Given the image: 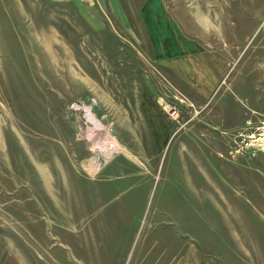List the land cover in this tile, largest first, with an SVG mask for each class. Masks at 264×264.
<instances>
[{
    "label": "rangeland",
    "instance_id": "obj_1",
    "mask_svg": "<svg viewBox=\"0 0 264 264\" xmlns=\"http://www.w3.org/2000/svg\"><path fill=\"white\" fill-rule=\"evenodd\" d=\"M263 90L264 0H0V264H264V165L229 155Z\"/></svg>",
    "mask_w": 264,
    "mask_h": 264
},
{
    "label": "crops",
    "instance_id": "obj_2",
    "mask_svg": "<svg viewBox=\"0 0 264 264\" xmlns=\"http://www.w3.org/2000/svg\"><path fill=\"white\" fill-rule=\"evenodd\" d=\"M179 52L182 55H180L178 59H173L172 61H169V68L171 69V72L176 78H178V80L185 83H189L187 85L195 89L197 94L203 97V99H209L213 94L214 90L219 85L215 83L220 81L224 75L225 70L223 65L218 64L215 60V57L210 56L205 52L195 53V51L193 50L191 52L186 44L182 48V50L179 49ZM244 90L247 92V95H251L252 97L253 95H257V97L261 95L259 90H255V84H233V91L238 92ZM262 96L264 97V93ZM159 131L158 135H161V130L159 129ZM176 264L218 263L213 260L206 259L203 253H201L198 248H190V250H187L180 257L179 261Z\"/></svg>",
    "mask_w": 264,
    "mask_h": 264
},
{
    "label": "built area",
    "instance_id": "obj_3",
    "mask_svg": "<svg viewBox=\"0 0 264 264\" xmlns=\"http://www.w3.org/2000/svg\"><path fill=\"white\" fill-rule=\"evenodd\" d=\"M162 103L160 106L166 116L173 121L178 120L180 111L177 106L168 102ZM229 155L259 159L264 165V108L259 112L250 111L244 125L235 129Z\"/></svg>",
    "mask_w": 264,
    "mask_h": 264
}]
</instances>
